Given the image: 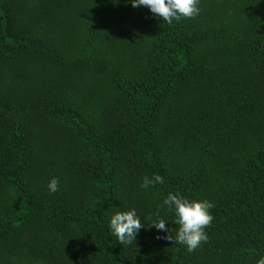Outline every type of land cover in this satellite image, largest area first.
Returning a JSON list of instances; mask_svg holds the SVG:
<instances>
[{"label": "trees", "instance_id": "1", "mask_svg": "<svg viewBox=\"0 0 264 264\" xmlns=\"http://www.w3.org/2000/svg\"><path fill=\"white\" fill-rule=\"evenodd\" d=\"M198 7L169 24L126 0H0V264L264 253V0ZM170 191L213 204L192 252L147 224L175 236ZM128 208L147 222L121 245L108 219Z\"/></svg>", "mask_w": 264, "mask_h": 264}, {"label": "clouds", "instance_id": "2", "mask_svg": "<svg viewBox=\"0 0 264 264\" xmlns=\"http://www.w3.org/2000/svg\"><path fill=\"white\" fill-rule=\"evenodd\" d=\"M126 2L134 8L146 7L153 16L169 24L179 21L181 18L194 17L200 11L199 0H126ZM57 183L55 177L50 178L47 182L48 191L55 192ZM160 183H163V177L154 173L151 177L145 176L140 187L148 189L153 184ZM161 206L166 211L174 213L175 223L179 225L174 237L170 236V229L166 226L164 218H157L151 223L142 221L135 208L117 210L110 215L108 219L110 235L114 236L119 244L128 245L135 239L138 231L144 227L142 222H147L148 226L164 233V239H174L177 243L182 244L188 252H192L202 241L207 240L205 227L213 219L210 212L213 204L210 201L188 199L179 192L170 191L163 197ZM254 264H264V253L254 260Z\"/></svg>", "mask_w": 264, "mask_h": 264}]
</instances>
